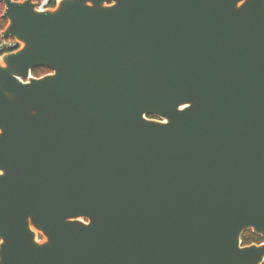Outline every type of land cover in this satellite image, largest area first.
I'll return each instance as SVG.
<instances>
[{"label": "water", "instance_id": "water-1", "mask_svg": "<svg viewBox=\"0 0 264 264\" xmlns=\"http://www.w3.org/2000/svg\"><path fill=\"white\" fill-rule=\"evenodd\" d=\"M0 3V264L264 263V0Z\"/></svg>", "mask_w": 264, "mask_h": 264}, {"label": "built area", "instance_id": "built-area-1", "mask_svg": "<svg viewBox=\"0 0 264 264\" xmlns=\"http://www.w3.org/2000/svg\"><path fill=\"white\" fill-rule=\"evenodd\" d=\"M36 3V9L39 11H44L46 9L52 8L59 0H33ZM19 47V43L11 38H4L1 35L0 30V55L12 52Z\"/></svg>", "mask_w": 264, "mask_h": 264}, {"label": "trees", "instance_id": "trees-1", "mask_svg": "<svg viewBox=\"0 0 264 264\" xmlns=\"http://www.w3.org/2000/svg\"><path fill=\"white\" fill-rule=\"evenodd\" d=\"M3 5L0 3V30H2L6 26V21L1 19V15L3 12ZM46 73H49L46 69H35L32 71V76L40 77ZM262 242L261 238L258 236L253 235L251 232H244L241 236V244L243 246L250 245V244H260Z\"/></svg>", "mask_w": 264, "mask_h": 264}, {"label": "flooded vegetation", "instance_id": "flooded-vegetation-1", "mask_svg": "<svg viewBox=\"0 0 264 264\" xmlns=\"http://www.w3.org/2000/svg\"><path fill=\"white\" fill-rule=\"evenodd\" d=\"M262 240V239H261ZM263 241V240H262ZM264 264V263H263Z\"/></svg>", "mask_w": 264, "mask_h": 264}]
</instances>
